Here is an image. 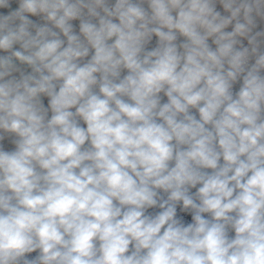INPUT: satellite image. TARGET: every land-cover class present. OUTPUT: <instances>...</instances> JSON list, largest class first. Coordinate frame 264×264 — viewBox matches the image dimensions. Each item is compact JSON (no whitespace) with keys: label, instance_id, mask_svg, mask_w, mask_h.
<instances>
[{"label":"clouds","instance_id":"1","mask_svg":"<svg viewBox=\"0 0 264 264\" xmlns=\"http://www.w3.org/2000/svg\"><path fill=\"white\" fill-rule=\"evenodd\" d=\"M0 264H264V0H0Z\"/></svg>","mask_w":264,"mask_h":264}]
</instances>
